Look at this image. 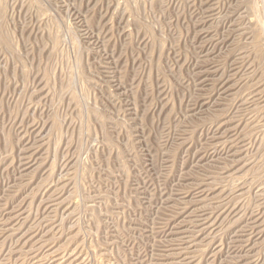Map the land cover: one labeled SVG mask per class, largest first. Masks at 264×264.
Wrapping results in <instances>:
<instances>
[{
	"label": "rangeland",
	"instance_id": "374dc122",
	"mask_svg": "<svg viewBox=\"0 0 264 264\" xmlns=\"http://www.w3.org/2000/svg\"><path fill=\"white\" fill-rule=\"evenodd\" d=\"M0 264H264V0H0Z\"/></svg>",
	"mask_w": 264,
	"mask_h": 264
}]
</instances>
